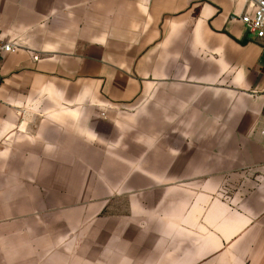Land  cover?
Wrapping results in <instances>:
<instances>
[{
    "label": "crops",
    "instance_id": "0c3cea01",
    "mask_svg": "<svg viewBox=\"0 0 264 264\" xmlns=\"http://www.w3.org/2000/svg\"><path fill=\"white\" fill-rule=\"evenodd\" d=\"M251 2L0 0V264H264Z\"/></svg>",
    "mask_w": 264,
    "mask_h": 264
},
{
    "label": "built area",
    "instance_id": "2783aa9c",
    "mask_svg": "<svg viewBox=\"0 0 264 264\" xmlns=\"http://www.w3.org/2000/svg\"><path fill=\"white\" fill-rule=\"evenodd\" d=\"M251 1L250 10L244 11L240 20L249 33L257 39L264 40V0ZM14 47L13 43L5 42L0 37V56L13 51Z\"/></svg>",
    "mask_w": 264,
    "mask_h": 264
},
{
    "label": "rangeland",
    "instance_id": "374dc122",
    "mask_svg": "<svg viewBox=\"0 0 264 264\" xmlns=\"http://www.w3.org/2000/svg\"><path fill=\"white\" fill-rule=\"evenodd\" d=\"M145 264V263H144ZM201 264H207V263H201Z\"/></svg>",
    "mask_w": 264,
    "mask_h": 264
}]
</instances>
